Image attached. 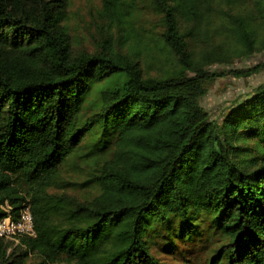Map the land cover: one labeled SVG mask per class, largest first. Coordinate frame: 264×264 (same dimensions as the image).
Wrapping results in <instances>:
<instances>
[{
	"label": "trees",
	"instance_id": "16d2710c",
	"mask_svg": "<svg viewBox=\"0 0 264 264\" xmlns=\"http://www.w3.org/2000/svg\"><path fill=\"white\" fill-rule=\"evenodd\" d=\"M145 1L148 27L103 0L88 50L70 0H0V219L26 204L35 230L0 264H264V84L201 103L208 67L264 52V0Z\"/></svg>",
	"mask_w": 264,
	"mask_h": 264
},
{
	"label": "rangeland",
	"instance_id": "374dc122",
	"mask_svg": "<svg viewBox=\"0 0 264 264\" xmlns=\"http://www.w3.org/2000/svg\"><path fill=\"white\" fill-rule=\"evenodd\" d=\"M103 0H70L68 12V27L73 43L78 49L94 50L95 45L101 40L105 32V24L98 18V11L101 8ZM138 5V14L143 25L146 27L158 22L153 13L148 10L145 0H136ZM155 18V20H151ZM158 30V28H157ZM261 64L262 69L247 77L233 75L231 69H247ZM142 68L149 74H157V69L150 66L145 61H141ZM210 72L223 73L217 76L208 84L207 93L202 97L201 103L204 109L211 115L212 119L220 118L228 108L238 104V102L251 94L258 85L264 84V52H257L249 58L236 59L229 65L213 64L208 67ZM102 83H105L102 82ZM94 96L91 95L86 103L87 111L93 106ZM221 119V118H220ZM73 171L66 174L69 175ZM9 209L7 205H4ZM15 246L10 244L9 251ZM196 257L193 261H202L207 255L205 251H196ZM36 261L35 256H31L29 264Z\"/></svg>",
	"mask_w": 264,
	"mask_h": 264
},
{
	"label": "built area",
	"instance_id": "2783aa9c",
	"mask_svg": "<svg viewBox=\"0 0 264 264\" xmlns=\"http://www.w3.org/2000/svg\"><path fill=\"white\" fill-rule=\"evenodd\" d=\"M33 214L29 205H24L17 216L7 215L0 219V239L15 246L26 236H34Z\"/></svg>",
	"mask_w": 264,
	"mask_h": 264
}]
</instances>
